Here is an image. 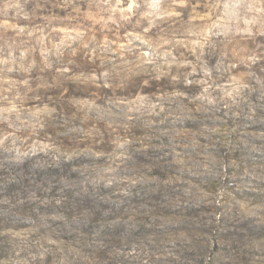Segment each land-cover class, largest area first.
I'll list each match as a JSON object with an SVG mask.
<instances>
[{"label": "clouds", "instance_id": "clouds-1", "mask_svg": "<svg viewBox=\"0 0 264 264\" xmlns=\"http://www.w3.org/2000/svg\"><path fill=\"white\" fill-rule=\"evenodd\" d=\"M42 176L107 218L0 193V264H264V0H0V187Z\"/></svg>", "mask_w": 264, "mask_h": 264}, {"label": "rangeland", "instance_id": "rangeland-1", "mask_svg": "<svg viewBox=\"0 0 264 264\" xmlns=\"http://www.w3.org/2000/svg\"><path fill=\"white\" fill-rule=\"evenodd\" d=\"M256 95L257 93H252L251 98L255 99ZM244 112H246V107L242 106L241 117L238 121L241 127H243ZM29 192H35L39 196V199L35 202L27 203L25 207L35 217L36 224L41 227V230L50 225H59L58 221H51L49 217V213L56 208L55 200L59 198H65L63 211L71 213L87 207L94 213L95 219L100 221H104L108 215L106 209L109 208V204L106 202L105 190L103 189L93 192L91 187L85 191L78 184L68 187L51 179L50 176L39 177L28 188L22 187L16 192H13L8 186L0 187V193H11L13 197L27 195ZM20 219L23 222L24 218L21 217ZM230 224L231 221L226 216L222 221V226L228 227ZM106 231L111 232L110 229H106Z\"/></svg>", "mask_w": 264, "mask_h": 264}]
</instances>
